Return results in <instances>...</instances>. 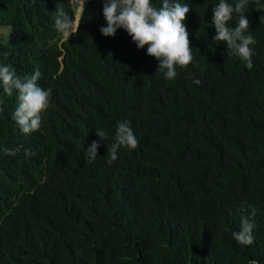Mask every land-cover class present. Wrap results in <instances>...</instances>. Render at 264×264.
<instances>
[{
	"label": "trees",
	"instance_id": "trees-1",
	"mask_svg": "<svg viewBox=\"0 0 264 264\" xmlns=\"http://www.w3.org/2000/svg\"><path fill=\"white\" fill-rule=\"evenodd\" d=\"M58 2L0 0V63L18 75L26 68L54 69L56 57L47 47L52 33L40 25L45 9ZM151 2L159 7L162 0ZM176 2L191 8L185 23L194 57L186 68L177 67L178 80L145 73L140 67L153 70L157 60H143L123 29L113 37L101 34L102 3L85 7L82 28L67 42L69 54L78 49L69 76L82 66L84 112L70 117L50 106L44 133L26 138L36 155L27 160L24 182L17 185L18 175L0 159V264H264V11L249 0L245 15L256 43L248 69L224 42L212 39L219 0ZM235 22L234 14L230 26ZM134 80L150 83L145 98L128 91ZM221 96L243 123L235 137L219 119L226 112ZM9 99L0 88V158L21 161V151L4 153L6 141L25 140L11 122ZM215 119L211 134L196 133L201 121ZM125 120L139 145L121 148L110 165L107 147ZM97 128L108 133L105 141L95 135ZM223 139L230 145L219 152ZM93 140L101 146L88 161ZM235 148L230 157L227 149ZM242 216L255 224L250 246L232 236Z\"/></svg>",
	"mask_w": 264,
	"mask_h": 264
},
{
	"label": "clouds",
	"instance_id": "clouds-1",
	"mask_svg": "<svg viewBox=\"0 0 264 264\" xmlns=\"http://www.w3.org/2000/svg\"><path fill=\"white\" fill-rule=\"evenodd\" d=\"M95 1L97 5H103V17L106 26H101L99 31L105 37L115 36L118 29L125 30L132 42L138 48L143 60L154 57L157 61L153 64V70L147 65L141 66L145 73L155 78L166 80L175 79L177 67L186 68L192 63L194 57L190 47L189 32L186 27V19L191 11L188 4L176 2V0H162L159 7L153 5L151 0H59L57 6L52 9H45L47 15L41 27L48 26L52 37L48 40L47 47L50 53L56 57L54 69L46 73H41L38 69L26 68L19 72L6 63H0V88L10 99V119L16 130L25 137L24 142L8 140L3 147L5 155L16 156L21 151V161L4 157L1 160L7 161L10 170L18 175V183L24 182L28 173V158L36 153L28 149L26 138L38 137L44 133L47 119V111L51 105L57 107L60 113L73 117L84 112V76L82 66L78 67L77 75L73 78L69 74L74 73L76 65L77 51L69 54L67 42L77 34L82 28L84 21L85 7ZM35 3V0H33ZM249 0H236L234 4L228 0H219L212 10L211 21L215 27L216 35L213 41L224 42L227 50L238 57L246 68H253L252 57L255 55L254 49L250 46L256 43L255 38L250 34L251 22L245 15ZM255 7L259 11H264V4L260 0H255ZM235 14V27L230 26ZM264 22V15L261 16ZM57 33L55 36L54 32ZM59 34V36H58ZM3 57L7 60L8 53L4 52ZM88 63V62H87ZM64 74L65 78L60 75ZM193 83L200 85V79L190 77ZM175 80V81H176ZM58 83L48 88V83ZM183 81L179 83L182 85ZM147 81H132L128 91L145 98L148 94ZM148 98V97H147ZM220 102L225 108V114L219 118L224 127H228V132L232 137L243 133V123L233 115L235 106L221 96ZM4 110V101L0 104V111ZM198 115V113H197ZM61 118V116H60ZM219 119L205 123L201 121L196 129V133L211 134V130L217 129ZM209 123H213L210 124ZM109 124V123H108ZM95 135L100 138V142L108 138V133L97 128ZM138 134L131 121H121L118 123L113 142L107 147V163L112 164L118 158L121 148L134 150L139 145ZM199 145L203 142L197 140ZM194 139V140H195ZM93 140L86 148L85 157L88 161H94L98 157V148L101 143ZM224 142V143H223ZM191 143V138L188 144ZM213 143V142H210ZM219 144V143H218ZM222 149L228 148V140H222ZM212 145V144H211ZM43 147L48 145L43 143ZM175 152L178 148H175ZM235 149H227L228 155L234 156ZM173 152V155L174 153ZM255 209L252 210L251 217L254 218ZM255 224L253 219L242 216L239 230L232 233L235 241L242 246H250L254 243L253 229ZM249 264H258L255 260H250Z\"/></svg>",
	"mask_w": 264,
	"mask_h": 264
},
{
	"label": "rangeland",
	"instance_id": "rangeland-1",
	"mask_svg": "<svg viewBox=\"0 0 264 264\" xmlns=\"http://www.w3.org/2000/svg\"><path fill=\"white\" fill-rule=\"evenodd\" d=\"M1 31H3L5 34L7 33V29L1 28Z\"/></svg>",
	"mask_w": 264,
	"mask_h": 264
}]
</instances>
